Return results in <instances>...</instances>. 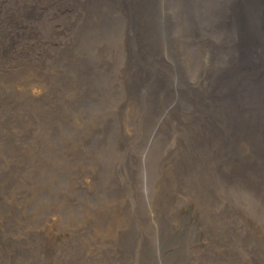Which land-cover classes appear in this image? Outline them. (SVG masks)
<instances>
[{
  "label": "rangeland",
  "instance_id": "obj_1",
  "mask_svg": "<svg viewBox=\"0 0 264 264\" xmlns=\"http://www.w3.org/2000/svg\"><path fill=\"white\" fill-rule=\"evenodd\" d=\"M64 5L39 31L63 25L56 38L69 44L48 50V77L3 103L39 149L23 168L27 225L0 185V264H264V139L254 109L233 121L241 39L228 11L217 19L220 3L206 0L153 22L144 0ZM143 68L196 93L158 109V83L133 84Z\"/></svg>",
  "mask_w": 264,
  "mask_h": 264
},
{
  "label": "bare ground",
  "instance_id": "obj_2",
  "mask_svg": "<svg viewBox=\"0 0 264 264\" xmlns=\"http://www.w3.org/2000/svg\"><path fill=\"white\" fill-rule=\"evenodd\" d=\"M75 1L58 0L59 3L65 4L62 7L63 10H66L68 6L69 8L75 6ZM144 1L150 18L154 22L157 17L164 16L166 8L170 6L178 5L183 9L188 3H194V6L197 7L206 0H179V4L175 0ZM55 3L56 0H0V130L5 134L0 141V185L3 194L11 200L15 211L18 212V224L27 225L26 218H28L24 197L20 194L24 180L30 178L23 169L25 164L27 166L26 154L33 157L29 151H37L39 147L31 145L33 136L30 132L26 133L7 123L4 119L3 103L8 101L11 95L10 91L21 92L32 81L48 77L49 74L46 75L47 67L44 63L48 50L57 43H61L62 46L69 44V38H56V33H63L60 28L63 25L58 27L56 32L52 31L49 36L39 31L40 16ZM214 3H220V6L215 13L213 12V15L217 19H222L228 11V16L232 21L225 20L223 22L229 24V34L233 36V39L235 37L234 29L238 30L241 39L240 61L238 62L236 56L235 65L241 77L242 92L239 97L233 100L238 111L233 116V121L236 122L244 118L248 115L249 110L254 109V116L259 122L264 139V112L258 110V107H264V0H214ZM153 7H155L154 13ZM162 20L155 24L164 22V19ZM165 25L168 27V22H165ZM56 46L59 45L54 47ZM182 63L183 61L179 60L178 69L180 71ZM239 67L242 69V73ZM138 72V75L132 79L135 86L145 87L150 79L158 83L157 87H161H153L154 94L162 92L155 101L158 109H162L168 103L175 102L177 103L172 108L179 107L181 98L196 93L194 90H190V80L185 87L178 89L177 93H173L171 89L162 88L168 85L166 78L150 74V71L144 68ZM250 79H252V86ZM13 95L17 94L14 92ZM14 98L16 104L21 102L20 95L14 96ZM42 132L43 136L48 139L43 141L45 145L53 144L57 139L49 135L47 130H42ZM10 138H14L18 142V149H5L7 147L5 141ZM4 156H6L5 161ZM2 219L3 215L0 213V224ZM28 232L32 233L27 228L21 234L27 237Z\"/></svg>",
  "mask_w": 264,
  "mask_h": 264
}]
</instances>
